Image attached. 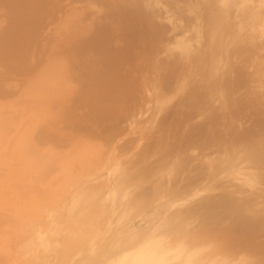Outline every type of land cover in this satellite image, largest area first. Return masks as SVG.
<instances>
[{"label":"rangeland","instance_id":"1","mask_svg":"<svg viewBox=\"0 0 264 264\" xmlns=\"http://www.w3.org/2000/svg\"><path fill=\"white\" fill-rule=\"evenodd\" d=\"M115 1L0 0V116L23 118L45 181L71 173L87 203L109 200L117 233L128 228L90 264L134 233L161 236L189 264H264V0L228 3L216 32L167 0L149 13ZM178 39L190 51L174 55Z\"/></svg>","mask_w":264,"mask_h":264},{"label":"bare ground","instance_id":"2","mask_svg":"<svg viewBox=\"0 0 264 264\" xmlns=\"http://www.w3.org/2000/svg\"><path fill=\"white\" fill-rule=\"evenodd\" d=\"M133 1H135L137 3L139 1L140 7L146 13H149L150 11L152 12L155 9L157 10V7L160 4V2L157 0H138V1L133 0ZM167 1H168L167 4L171 9L178 8L190 16H195V17H197V19L199 18L201 21L204 20V27L205 28L207 27V29L209 31L214 30L216 32L215 28L219 27V25H220V24H218L219 22H217V21L219 20V18L222 17L221 13H223L226 10V5L228 3L233 4V1H235V0H183V1L167 0ZM242 1L243 0H241V2ZM179 2H182V3L179 4ZM163 6H165V4ZM138 7H139V5H138ZM159 8H161V7H159ZM26 9H25V11H26ZM160 10H163V9H159V11ZM182 11H180L181 15H182V13H184ZM140 12H143V11H140ZM237 12H238V10H237ZM26 13H27V11H26ZM176 13H177V11H176ZM240 13H241V11H240ZM161 14H162V11H161ZM165 14H167V13H165ZM171 14H172V16L175 15L174 13H172V11H171ZM180 14H178V16ZM155 15H156V13H155ZM186 15L183 14V16H186ZM241 15L243 16V13H241ZM241 15H239V16H241ZM178 16H175V18ZM11 17H10V19H11ZM155 17H157V16H155ZM122 18H125V17H122ZM139 18H141V14H140V17H138V19ZM172 19H171V23H172ZM169 20H170V18H169ZM188 20L189 19L187 17V21ZM141 21H140V23H141ZM221 21H222V18H221ZM174 24H176L175 26L177 27L175 29H178V27H179V26H177L178 23L175 22ZM187 24L189 25V22ZM195 24H193L194 25L193 27H195ZM215 24H218V26ZM183 25H185V24L182 23L181 26H183ZM221 25H222V23H221ZM225 25L223 23V26H225ZM214 26H217V27H214ZM223 26H220V28ZM185 27H186V25H185ZM212 27H213V30H212ZM179 28H181V27H179ZM185 29H187V28H185ZM196 29L194 28V32ZM173 30L170 33H173V35H174L175 32H173ZM183 31H180L181 32L180 36H183L182 33L189 32L190 30L185 31V32H183ZM221 31L222 30L220 29L219 33H221ZM223 31H224V27H223ZM223 31H222V33L224 34L225 32H223ZM225 31L227 33V29ZM177 32H179V31H177ZM7 33H5V34H7ZM222 33L220 35H223ZM8 35H10V34H8ZM204 35L207 36V34H204ZM215 35H216L215 33H212L210 40H211V42L214 41L217 43L221 39L220 38L221 36L218 35V36H220V37H218L220 39L215 41V40L211 39V38H214ZM177 36H176V38H177ZM195 36H197V33ZM205 36H203V37H205ZM172 37H174V36H172ZM223 37H225V35ZM188 39H190V38H188ZM195 39L197 40V38H195ZM216 39H217V36H216ZM168 40H170V38H168ZM174 41H175V42H173V44H175V46H174L175 51H173V52H175L174 55L176 54V52H182V51L188 50L186 47V44L188 43L187 46L189 45V43H190L189 40H188V42L185 41L186 44L181 39H178L177 42H176V40H174ZM222 41H223V38H222ZM169 42L171 43V41H169ZM220 42H221V40H220ZM191 43H192V41H191ZM198 44H200V43H198ZM202 44L203 45H201V46H203V47H204V44L206 45V43H204V42ZM217 44L214 43V47ZM192 45L195 47V45H196L195 41H194V44H192ZM198 46H200V45H198ZM195 48H198V47L196 46ZM198 49L196 51H198ZM216 49H217V47H216ZM168 50L169 49H167V51ZM220 50H218L216 52H219ZM188 51H190V50H188ZM205 52H207V51L205 50ZM184 53L182 54L183 57H184ZM195 53L196 52L193 51L194 60L196 61ZM199 53H200V51H198V57L200 59ZM213 55H215V54L213 53ZM169 56H170V53H169ZM24 57H23V59H24ZM191 57H193V56H191ZM202 57H203V53H202ZM206 57H207V55H206ZM172 58H174V57H172ZM203 58L201 59V63L204 62ZM211 58H212V56H211ZM215 59H217V58H215ZM204 60H207V59H204ZM189 61H191V60H189ZM187 62H185V64ZM26 67H28V66H26ZM207 68L208 67H206V72H208L209 69H211V67L208 69ZM204 75H205V73H204ZM205 78H207V77H205ZM181 79H182V76H181ZM28 88L30 91L31 87H28ZM41 88L43 89V87H41ZM2 90H1V92L4 91V90L3 91ZM7 93H9V92L7 91ZM13 94L14 93H12V95ZM36 94H38V93H36ZM28 96H29V94H28ZM10 97H12V96H9V98ZM29 98H31V96H29ZM24 107H25V105H24ZM29 107H31V106H29ZM16 110H19V108ZM11 111H14V110L11 109ZM23 112H25V111H23ZM26 112L30 113V110L29 111L26 110ZM0 114H1V112H0ZM12 114H10V115H12ZM8 115L9 114H7L6 116H8ZM10 115L8 118L11 117ZM21 115L22 114H20V116ZM24 115L25 114H23V116ZM28 117H30V116H28ZM8 118L7 119L3 118V115L0 116V257L5 260L4 264H33V263L44 264L45 261L52 262V264H90L91 261L97 262L102 257V253L104 250H100V249L105 248V247H103L105 245V243H108V242L111 243L115 240H119V239L123 238L124 237L123 234L125 231L127 232L128 228L123 227V225H122V228H124V229L117 233V230L119 228L117 227L118 229L114 230V228L111 225V221L109 219H107V213H108V211L110 212V209L112 208L111 207L109 209V207L107 205L108 204L107 201H109V200L107 199L103 203L99 200L101 202V204L95 203L96 205H94L92 203H87L86 197L84 200L83 196H81L83 194V192L81 190L82 188L78 187L77 184L75 185V180L72 178L73 176L71 177V173H69V174L68 173H62L58 178L56 177L57 180L56 179H55V181L53 180L54 183H53V181H50V183L45 181V179L47 178V175L46 176L42 175L43 174L42 170L44 168L41 170V167L39 168L38 166H35V167L32 166V164H37V163L36 162L33 163L35 161V159L31 163V161L29 159L30 157H28V155L26 154L27 150L25 149L24 145L27 143V142H25V138H27V137H26L25 133L27 131H29L28 127L25 126L26 123L24 122L25 125H21V124H23V122H22L23 118H22V120L21 119H19V120L13 119L11 122L8 120ZM24 118H25V116H24ZM6 127L7 128L10 127L11 130H7ZM43 139H44V137H43ZM69 148L71 149V147H69ZM27 149H28V147H27ZM30 149H32V148L30 147ZM70 151L74 153L73 149ZM70 151H68V152H70ZM79 155H81V154H79ZM57 157H58V155H57ZM53 163H54V161H53ZM64 163H65V161H64ZM59 164H60V162H59ZM59 164H57V165H59ZM73 164L71 163L70 165H73ZM82 164H84V163H82ZM44 166L45 165L43 163L42 167H44ZM48 166H50V165H48ZM60 166H62V165H60ZM74 166H76V165H74ZM70 170H73V169H70ZM82 170H83L82 172H85L84 171L85 169L82 168ZM47 171H49V170H47ZM44 172H45V170H44ZM65 172H66V170H65ZM71 172H73V171H71ZM89 173H91V172H89ZM89 173L87 174V176L90 175ZM84 175H85V173H84ZM91 177H92V175H91ZM81 181H83V180H81ZM76 186L78 187L77 189H75ZM81 192H82V194H81ZM99 192H101V191H99ZM101 194H102V192H101ZM87 198H88V196H87ZM91 198L92 197H90L88 199H91ZM111 198L112 197H110V199ZM121 211H122V209H121ZM120 212H118L117 214H119ZM112 215H113V213H112ZM118 221H119V219H118ZM117 223L119 224V222H117ZM110 229L112 232L114 231L113 234L116 231L115 235L121 234V236L115 237V235H114V237L112 236L113 237L112 239L107 238V235H109V234L112 235L111 233H109V232H111ZM149 229H150V227H149ZM159 230H161V229H159ZM161 232L158 231V234ZM135 235H136L135 233H134V235L132 234V237H130V238L128 236L129 241L130 240L132 241V243H130L129 248L122 250L119 255H117L113 258L112 257L106 258L105 259L106 264H176V263H178V264H189L188 261L186 260V258L184 256H181L179 248H176V245H175L176 249L174 248V244L171 247V249H173V250L175 249V251H173V253L172 252L168 253L167 251H170V249L165 248L167 246H164V245L162 247L161 239H160L161 236L158 238H155V233H151L149 235L145 234V236L143 235L144 236L143 238L137 239L140 235L138 237L136 235V240H135L134 239ZM108 237H110V236H108ZM169 240L171 241V239H169ZM173 240H175V238ZM173 240L171 242H173ZM167 241H168V239H167ZM121 242H123V241H121ZM126 242H128V240ZM188 243H190V241ZM168 244H169V242H168ZM179 244H181V243L179 242ZM169 246H170V244H169ZM180 246H182V245H180ZM184 247H186V246L184 245ZM188 247L189 246H187V249H185V252H186V250H188ZM182 250H183V248H182ZM189 251H190V249H189ZM192 252H193V250H192ZM170 253H172V254L170 255ZM194 253L197 254V251L194 250ZM169 255H170V258H169ZM197 257H198V255H197ZM214 258L215 257H213L211 259L212 260L211 262H213V263H208V262L207 263L201 262V263H205V264H214L215 263L216 264L217 262H219L220 259L216 260V262H215ZM222 259L224 260L223 262L225 263L227 258L224 259L222 257ZM193 260H195V259H193ZM38 261H40V262H38ZM196 261H197V259H196ZM2 262H3V260H2ZM198 262H200V260ZM195 264H197V263H195ZM217 264H219V263H217Z\"/></svg>","mask_w":264,"mask_h":264}]
</instances>
